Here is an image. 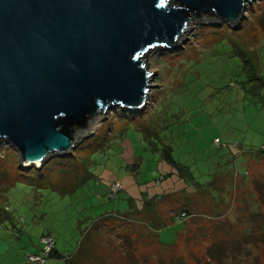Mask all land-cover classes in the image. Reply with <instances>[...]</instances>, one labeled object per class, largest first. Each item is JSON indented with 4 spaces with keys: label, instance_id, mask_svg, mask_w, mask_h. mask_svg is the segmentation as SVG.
I'll return each mask as SVG.
<instances>
[{
    "label": "rangeland",
    "instance_id": "374dc122",
    "mask_svg": "<svg viewBox=\"0 0 264 264\" xmlns=\"http://www.w3.org/2000/svg\"><path fill=\"white\" fill-rule=\"evenodd\" d=\"M263 22L264 0L248 4L234 28L193 22L181 47L145 57L153 81L144 109L113 108L71 154L40 170L22 167L16 150L0 141V264H25L43 232L70 264H264ZM114 139L128 140L132 161L109 159ZM158 155L194 190L181 193L177 213L188 208L199 216L176 242L178 227L164 230L172 240H158L161 208H152L166 196L142 212L119 193L122 183L112 199L100 177L127 164L137 167V183L158 179Z\"/></svg>",
    "mask_w": 264,
    "mask_h": 264
},
{
    "label": "water",
    "instance_id": "95a60500",
    "mask_svg": "<svg viewBox=\"0 0 264 264\" xmlns=\"http://www.w3.org/2000/svg\"><path fill=\"white\" fill-rule=\"evenodd\" d=\"M252 1L0 0V141L26 169L71 154L113 108L146 107L149 53L195 21L236 27Z\"/></svg>",
    "mask_w": 264,
    "mask_h": 264
},
{
    "label": "crops",
    "instance_id": "0c3cea01",
    "mask_svg": "<svg viewBox=\"0 0 264 264\" xmlns=\"http://www.w3.org/2000/svg\"><path fill=\"white\" fill-rule=\"evenodd\" d=\"M128 121H124V123L127 124ZM129 125V123H128ZM115 139L112 141L110 148L108 151H115L113 156L109 157V159L116 160L117 162H120L121 164L129 163L128 161H132L134 154L131 152L130 144L128 140H122L121 144L114 142ZM126 148V149H125ZM159 161L157 164V174L159 175L158 179L149 180L143 183H137L135 181L133 176L138 175V169L137 167H133L132 169L127 166V164L124 165L125 172L118 174L114 170H106V173H101L100 177H106V184L109 186L108 190L110 189V185L114 182H120L123 185V189L119 192L126 194V198L128 197L129 205L130 203L133 204L138 210H144L147 206H153V201L160 197L161 195L165 197V202L163 199H160L157 202V206L155 208H152V210L156 209L159 210L161 208V211L159 210V227L157 228V234H158V240L161 242H167L172 240V236L169 234L163 235L165 232L164 230L171 228V227H178V229L174 233V240L175 242L178 241L180 236H186V228L187 225L191 222V219L193 216H199L192 214V212L189 211L188 208H182L183 212H187L188 217L185 219H178L177 217L181 216L182 214H179L178 208L180 203L177 204V200L179 201L181 199V193L186 192L193 196L194 190L191 189L189 184L186 182V180L183 179V176L178 173L177 170L173 168L172 165L167 164L165 162V159L158 155ZM118 176L120 178H118ZM24 181V179H23ZM118 193V194H119ZM161 194V195H159ZM137 196H139V199H141V203L146 202L147 204L143 207L142 204L140 207H138L137 203ZM170 197V198H169ZM169 198V199H168ZM170 200V201H169ZM169 201V203H168ZM162 202V204H160ZM165 202V203H164ZM189 202V201H187ZM167 203V204H166ZM160 204V205H159ZM169 207H166V205ZM174 204V205H172ZM177 204V205H175ZM182 206L184 207V202H182ZM159 207V208H158ZM162 207L165 208V212H163ZM168 208V209H167ZM175 209L176 212H173V215L175 214V217L173 221L170 219L169 211ZM171 213V212H170ZM193 220V219H192ZM44 233V232H43ZM41 234V236L43 235ZM166 238V239H164ZM162 243V242H161ZM31 248L29 250H26V253H34L38 252L41 249L40 241L37 245H29ZM57 255H61V257H54L52 259L62 260L63 262L70 264L71 262V256L67 255L65 256L62 254L59 250L56 248ZM26 254V255H27ZM76 256V255H75ZM74 256V257H75ZM73 257V258H74ZM26 259V256H25Z\"/></svg>",
    "mask_w": 264,
    "mask_h": 264
},
{
    "label": "built area",
    "instance_id": "2783aa9c",
    "mask_svg": "<svg viewBox=\"0 0 264 264\" xmlns=\"http://www.w3.org/2000/svg\"><path fill=\"white\" fill-rule=\"evenodd\" d=\"M114 184V185H113ZM120 189V183L114 182L110 186V197L118 193ZM186 213H183L178 219L185 217ZM41 250L39 253H29L26 255L25 264H46L47 260L50 258L51 253L55 249V239L53 234L46 233L41 237Z\"/></svg>",
    "mask_w": 264,
    "mask_h": 264
},
{
    "label": "trees",
    "instance_id": "16d2710c",
    "mask_svg": "<svg viewBox=\"0 0 264 264\" xmlns=\"http://www.w3.org/2000/svg\"><path fill=\"white\" fill-rule=\"evenodd\" d=\"M263 24V27H264V22L262 23ZM168 154V153H167ZM165 160H167L166 158H165ZM168 161V160H167ZM168 163L170 164V165H172L173 167H175L176 169H177V171H179V173L180 174H182L181 172H180V169H179V167L176 165V166H174V164L172 163V161H168ZM259 184H257V188H259ZM263 186H264V184H263ZM263 186L261 187L262 188V190H263ZM262 190H261V192H262ZM118 195V194H117ZM117 195H115L114 196V198H112V199H115L116 198V196ZM145 204H147L146 202H145ZM55 239V238H54ZM41 250V249H40ZM40 250L38 251V252H34V253H39L40 252ZM216 253H218V252H216ZM220 254V252L217 254V255H219ZM214 256V255H213ZM54 257H61V255H57V253H56V241H55V249L53 250V252L51 253V255H50V258H54Z\"/></svg>",
    "mask_w": 264,
    "mask_h": 264
}]
</instances>
